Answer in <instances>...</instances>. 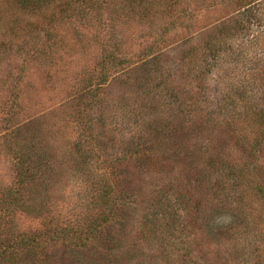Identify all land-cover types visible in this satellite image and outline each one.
<instances>
[{"label": "rangeland", "instance_id": "rangeland-1", "mask_svg": "<svg viewBox=\"0 0 264 264\" xmlns=\"http://www.w3.org/2000/svg\"><path fill=\"white\" fill-rule=\"evenodd\" d=\"M131 1L125 7V0H53L48 8L25 10L18 0H0V246H10L12 252L17 247L32 249L33 240L45 233L41 241L43 250L58 256L70 250L65 242L54 240L46 231L51 224L59 223L65 229L77 228L78 224L86 228L96 217L86 212L89 208L85 207L93 189L85 182L86 178L71 170L74 148L87 152L93 147L95 152L89 157L99 161V147L114 152L117 146H127L121 139H127L134 130H146V125L137 127L133 122L131 110L141 108L143 114L153 113L149 118L159 115L162 119L176 110L174 104H169L170 99L163 101L159 97V105L149 107L155 96L151 88L140 87L141 75L148 77L160 72L175 90L192 93L189 100H194L192 95L199 91L200 103L203 101L208 109L205 113H211L223 101L230 116H235L238 125L243 130L247 128L249 138L254 139L257 115L248 105L264 99V0H162L143 4L141 0ZM250 1L256 6L254 10L258 8L255 14L263 22H254L249 32L232 35L226 31L227 45L222 48L226 54L222 60L212 68L203 63V53L196 55V61L184 60L183 55L191 46H200L206 34L223 27L232 15L244 11V5ZM150 46L164 52L161 67L135 59ZM110 52L131 59L129 66L120 72L111 68L109 81L103 86L107 99L98 107L87 106L84 85L92 78L93 85L98 84L101 61ZM196 63L203 64L197 67ZM153 79L158 81L156 77ZM229 95L234 98L229 100ZM223 123L208 129L200 128L192 120L185 125L187 133L181 134L187 136L179 134L181 147L187 159L191 158L185 169L136 174L139 192L135 201L139 208L124 220V225L118 222L111 229L122 230L129 237L125 240L132 256L123 264H212L205 256L219 241L215 239L212 243L203 231L191 226V233L187 234L194 238L189 241L198 250L197 259L188 263L177 255L170 259L164 254L157 256V241L152 243L143 237L144 217L153 219L161 211L158 206L167 201L175 204L177 189L184 188L188 174L202 172L209 157L220 154L236 166L243 163V150L230 138L231 127ZM199 136L213 141L200 155L195 149ZM26 142L36 146L41 157H45L40 174L42 178L48 176L47 184L39 188L48 196L51 206L46 205L41 212L36 205L25 208L19 204L26 199L28 190L17 184L22 168L16 155ZM259 164L264 172V154L259 156ZM124 168L127 177L130 172L135 175L133 166ZM99 170L103 171L101 163ZM244 188L243 202L254 211L258 232L264 238V203L249 182ZM238 194L241 197L242 191ZM204 200L208 206V197ZM76 208L84 209L83 213L74 214ZM217 220L223 227L230 222L229 215ZM197 235L199 241L195 240ZM235 239L243 244L251 238L236 235L232 241ZM235 243L232 246L235 251L238 247L239 253L251 252L249 247L243 251ZM30 252L23 253L25 258L15 262L0 254V264H32ZM71 264L85 263L74 258Z\"/></svg>", "mask_w": 264, "mask_h": 264}, {"label": "trees", "instance_id": "trees-1", "mask_svg": "<svg viewBox=\"0 0 264 264\" xmlns=\"http://www.w3.org/2000/svg\"><path fill=\"white\" fill-rule=\"evenodd\" d=\"M18 1L21 4L20 7L25 10H40L44 7L48 8L53 0ZM158 1L162 2V0H141L140 4ZM131 2L133 1L125 0V7ZM253 3L252 1L248 2L244 5V11L240 10L224 22L223 27L216 28V31L213 30L206 34V39L200 46L198 44L191 46L183 55L184 60L194 58L196 61V55L203 53V58L206 59L203 60V63L205 61L206 66L212 68L213 65H216L218 60H222L223 55L226 54V52H222V48L227 45L226 31H230L229 34L232 35L239 31L249 32L254 22L257 21L259 24L263 22L262 18L255 14L258 8L254 10L256 6ZM156 49L157 47L150 46L135 59L142 60L141 63L146 65L152 64L161 67L164 64V52ZM130 60L113 52L104 56L101 61L102 70L101 77L97 81L98 84L93 85L92 78L84 85L86 88H84L83 96L87 98V101L84 100L87 106L98 107L102 100L107 99L103 86L109 81L111 68L120 69V72L128 68L127 64ZM203 63L195 65L199 67ZM164 69L167 70V68ZM156 74L148 77L141 75L138 78L139 85L143 90L145 87L151 88L155 96L154 100L148 104L149 107L158 106L161 102L160 99L163 101L170 99L169 104H174L176 107L173 114H168L165 119L159 115L149 118L150 115H153L152 112L147 115L143 114L141 108H135L131 110L130 116L133 122L138 125L137 127L146 125V130L142 131L138 128L127 139H121L122 142L128 143L126 147L117 146L116 149H113L114 152H107L99 147V161H93L89 157L95 152L91 146L87 152L85 149L76 147L71 152L72 163L74 162L71 166L72 172L76 176L86 178L85 182L93 189L89 200L85 203V207L89 208L86 212L94 213L96 217L88 225H85L86 228L79 224L77 228L68 227L66 229L60 228L62 223L50 225L46 232L54 240L65 242L64 244L69 246L70 250L64 251L63 256L49 254L42 249L41 241L44 240V233L34 239L37 243H34L33 240L32 249L17 247L16 251L12 252L10 246H0V254L15 262L20 258H25L23 253L31 251L28 256H32V264H71L74 258L85 264H123L127 257L128 261L131 260L130 245L125 240L129 237L122 230L111 229L118 222L124 225V220L131 216L138 206L135 201L139 192L136 174H161L167 168L171 170L179 167L180 169L186 168L191 158L187 159L185 151L181 147L180 136L183 138L187 136V134L181 133H187L185 125L192 120L203 129L212 128L222 122L226 126H230L228 134L243 150V163L236 166L230 158L227 160V157L220 154L209 157L206 161V168L197 175L190 176L188 174L189 178H186V182L182 185L184 188L177 189L175 204L167 201L158 206L161 211L158 215L154 214L153 219L148 215L144 217L143 237L152 243L157 241V256L160 257L164 254L170 259L177 255L178 258L191 263L193 258L197 259L195 253L198 254V250L193 249L191 244L193 242L189 241V238H194L187 234V232L191 233L190 228L193 227L199 232L203 231L204 237L209 238L212 243L215 239L219 241L216 247L213 246L208 251L210 254L205 256L208 262L211 261L212 264H264V238L258 232L254 211L246 207L243 202V194L246 193L244 184L249 182L251 188L256 190L258 194L256 196H259L258 198H261L264 203V172L259 164V156L264 154V99H258L261 101L260 103L248 105V108L257 115L256 134L252 140L247 134V128L243 130L238 125L236 117L230 116L228 105H224L223 101L217 103L216 108L210 110L211 113H205L208 109H205L203 101L200 103L202 95L199 91L192 95L194 100H189L192 93L182 89L175 90L171 81L164 80V76L158 71ZM153 77H156V81H158L155 82ZM229 96V100L234 98L232 95ZM158 97L160 99H157ZM132 120L129 119V123ZM147 131L150 132L147 133ZM211 144H213L212 138L199 136L195 141V149L200 155L203 153V149L210 148ZM16 157L19 158L22 168L18 172L17 184L19 187L25 186L24 189L28 190L26 199L19 204L25 208L27 206L33 208L36 205L35 208L41 212L46 205L51 206L49 199H46L48 196L44 195L39 188V186L47 184L48 176L42 178L40 174V168L45 164L43 163L45 157H41L36 146L29 142L21 146L20 153ZM94 162H98L97 165H94ZM99 163L103 166L102 172L99 170ZM107 164L110 167L104 166ZM125 165L133 166L135 175L130 172V177H127L124 170ZM28 169H30L29 174L27 173ZM241 191L240 197L238 192ZM205 197H208V206L204 200ZM11 201L15 202V199H11ZM214 203L215 207L209 208ZM80 209H74V214L83 213L84 209L83 211ZM226 215H229L230 222L223 227L217 217ZM236 235L251 239L240 244L236 242V239L232 241ZM198 238L197 235L195 240L199 241ZM234 243L237 246H242L243 251L249 247L251 252L248 255L247 252L239 253L238 247L235 251L232 249ZM197 248L200 250V245ZM202 256L203 254L200 255L201 258ZM250 260H254V263H251Z\"/></svg>", "mask_w": 264, "mask_h": 264}]
</instances>
